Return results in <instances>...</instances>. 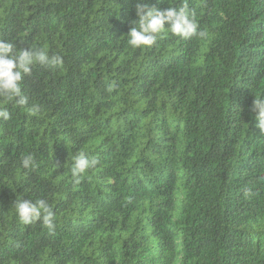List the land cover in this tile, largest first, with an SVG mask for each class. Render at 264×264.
Here are the masks:
<instances>
[{
    "label": "trees",
    "instance_id": "trees-1",
    "mask_svg": "<svg viewBox=\"0 0 264 264\" xmlns=\"http://www.w3.org/2000/svg\"><path fill=\"white\" fill-rule=\"evenodd\" d=\"M136 2L0 0V39L63 57L24 76L27 106L0 103V264H264V0H186L205 38L132 49ZM77 151L99 161L78 185Z\"/></svg>",
    "mask_w": 264,
    "mask_h": 264
},
{
    "label": "clouds",
    "instance_id": "clouds-1",
    "mask_svg": "<svg viewBox=\"0 0 264 264\" xmlns=\"http://www.w3.org/2000/svg\"><path fill=\"white\" fill-rule=\"evenodd\" d=\"M138 19L132 21V27L127 32V45L132 49L151 47L165 32L189 39L192 37L205 38L207 31L200 29L199 22L193 9L185 2L178 6L169 5L160 9L155 5L142 3L137 0L135 4ZM40 65L45 68H56L63 65L60 54L49 55L43 47L29 46L19 48L12 42L0 39V97L3 104L14 102L15 105L25 107L29 98L22 90L21 82L25 75H31L33 66ZM113 86H109L112 91ZM28 111L38 115L41 107L33 103ZM251 112L258 121L257 127L264 132V97H255ZM0 118L4 121L11 119V114L6 107H0ZM99 163L97 158H88L84 151H77L72 157L70 173L75 184H80L89 168H94ZM20 164L23 169L37 167L35 157L28 153L21 156ZM58 166L60 162L57 161ZM16 216L24 224L39 221L44 228L54 231L56 227V214L53 207L46 199H24L16 195L13 200Z\"/></svg>",
    "mask_w": 264,
    "mask_h": 264
}]
</instances>
